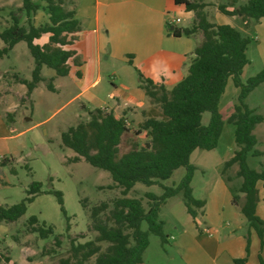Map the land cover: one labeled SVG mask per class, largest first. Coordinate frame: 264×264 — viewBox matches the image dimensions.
<instances>
[{
    "label": "trees",
    "instance_id": "1",
    "mask_svg": "<svg viewBox=\"0 0 264 264\" xmlns=\"http://www.w3.org/2000/svg\"><path fill=\"white\" fill-rule=\"evenodd\" d=\"M43 1L42 6L33 0H21V6L17 10L24 11L26 20L21 23L19 17L10 11L11 22L0 31V59L20 41L25 42L33 58L29 79L14 74L17 81L26 87L27 95L41 81L45 82L48 90L55 91L54 76L44 77L41 73L43 67L53 69L55 76H66L72 65L80 66L83 63L72 48L81 30L80 22L75 17L74 2ZM235 1L237 0L231 1V6ZM175 3L184 4L187 11H193L194 21L190 27H173L169 30L170 33L174 36H189L201 31L203 40L192 52L187 74L170 89L145 78L137 70L140 87L153 102L159 104L161 110L160 118L148 116L135 130V134L145 133V142L140 144L134 141L130 149L120 153L121 139L129 131L126 119L123 116L116 117L112 111L102 108L93 109L87 120L68 126L60 133L62 146L75 153L72 161L83 158L90 165L108 171L113 185L120 188L121 196L113 200L112 208L104 218L101 214L108 209L109 203L100 201L92 205L89 210V228L97 234L93 239L83 242L70 238L68 255L53 264H87L93 256L95 264H142L149 234H157L162 241L165 240L164 223L159 218V210L168 197L178 192H182L187 212L193 218L196 217L194 207L201 208L204 200L192 195L190 182L195 168L190 163V155L197 148L211 150L217 146L223 127L219 101L229 78L239 88L238 104L227 118V122L234 125L236 148L224 161L221 173L233 164L237 165L235 174L241 178V183L237 190L230 189L231 202L239 206L248 228L257 233L261 240L260 246H264V222L255 212L259 200L256 182L264 181V169H253L247 163L249 153L252 156L262 154L254 149L256 137L253 129L263 117L244 103L249 92L264 82V67L243 82L240 76L245 65L249 63L246 51L251 39L230 24L209 20L205 11L206 4L201 0H175ZM40 8L48 14V21L36 26L31 15ZM217 9L226 15L240 16L245 27L252 20L264 18V0H246L245 3L231 8L218 4ZM43 35H47V41L40 44L37 40ZM76 76L79 77L80 72L76 71ZM205 112L209 113L207 123L202 121ZM8 162V158H3L0 164L6 165ZM179 167L185 168L181 180L174 186L162 185L161 180L169 178ZM229 179L227 177L226 180ZM136 183L146 186L159 184L163 193L156 195L146 192L148 207L145 208L141 198L127 196ZM43 192L41 183L32 181L21 201L7 206L0 205V223L16 221L25 213L27 203ZM236 192L242 193V201ZM53 194L60 211L66 217L69 229V216L63 206L62 193L53 190ZM142 222L147 225L145 230L141 228ZM26 226L31 233H37L40 239L53 236L52 245L42 249L43 255L57 252L62 241L60 235L54 234L51 225L39 221L36 215H31ZM99 242L107 243L103 250ZM248 250L249 246L246 247V253ZM246 259V255L235 258L233 264H244ZM259 262L264 264L261 256ZM10 263L11 256L0 249V264Z\"/></svg>",
    "mask_w": 264,
    "mask_h": 264
},
{
    "label": "rangeland",
    "instance_id": "2",
    "mask_svg": "<svg viewBox=\"0 0 264 264\" xmlns=\"http://www.w3.org/2000/svg\"><path fill=\"white\" fill-rule=\"evenodd\" d=\"M34 1L44 2L43 0ZM201 1L206 4L205 10H207L209 20L220 24H230L242 35L251 39L246 51L249 63L245 65L240 76L245 82L247 78L255 75L264 67V18L258 21L252 20L245 27L240 16L223 14L218 11L217 5L237 7L246 0H237L233 6L230 4L232 0ZM20 3L21 0H0V28L6 27L11 22L10 11L21 18V11L17 10V5ZM172 15L183 19L177 25H189L181 15L177 13ZM43 40L47 41V38L44 37ZM30 60L33 65V58L24 41L18 42L8 55L0 60V94L10 93L11 96H15L13 103L8 102L4 105L0 102V161L3 158L9 159L8 164H0V205L7 206L21 201L26 196V190L32 181L40 182L41 190L44 192L36 195L32 202L27 203L25 213L16 221L0 223V249L11 256L10 264H53L59 258L68 255L70 238L83 242L93 239L97 234L89 228L90 207L100 201H107L109 207L105 213L101 214L104 218L108 210L112 208L113 200L120 197L121 193L120 188L113 185L108 171L90 165L83 158L79 161H72L74 151L62 146L61 131L81 120L88 119V109L83 107L84 105H88L91 109V105L85 98L77 94L81 87L76 81L74 72L67 76H56L53 79V84L56 86L55 91L48 90L45 82L41 81L31 95L25 93L23 96L22 89H20L21 83L17 81L14 74L20 78H30L31 71H29L28 63ZM105 63L103 62V65ZM123 66L126 64L118 60L113 64L111 61L106 63V67L110 68L105 74L106 79L114 82L115 74L112 70L121 73V76L124 75ZM41 73L48 78L54 74V70L43 67ZM137 79L138 75L135 73V80ZM238 93L239 88L235 87L229 78L219 101L223 127L217 146L211 150L197 148L190 155V163L195 168L190 182L192 195L194 198L204 200V205L205 200L207 201V206L203 205L204 215L206 213L208 218L212 219L211 221L219 223L218 228L225 227L222 231L224 239H227L226 236L230 231L239 234V226L248 228L244 216L241 224L232 213L235 206L234 210L242 216L239 206L233 204L231 199L229 201L227 199L230 196L227 189L237 190L240 185L241 179L237 178L236 171L233 170V167L236 168L237 165L221 173L224 161L233 154L236 148L234 125L227 122V118L234 111V106L238 104ZM101 94L105 95L106 92L103 91ZM146 100L144 105L137 107L126 117L129 131L121 139L120 153L130 149L134 141L140 144L145 142L147 137L144 132L139 134L134 132L146 117H161L159 104L149 97H146ZM244 103L263 117V120L253 129L256 137L254 149L261 151L262 154L252 156L249 153L247 155L248 165L253 169L262 170L264 169V82L249 92ZM208 118L209 113H203V123H207ZM184 173L185 168L179 167L169 178L161 180V184L174 186L181 180ZM227 177L230 179L226 180ZM222 186L223 188L227 186V189L222 193L225 205L221 212V203L214 202V195L217 194L221 199V192L218 189ZM53 190H59L62 193L63 206L69 216V229H67L66 217L60 211ZM146 192L160 195L163 193V188L159 184L146 186L136 183L127 196L141 198L143 206L147 208ZM236 193L242 201V193ZM194 209L195 218L187 212L182 192L165 200L159 210V218L164 223L165 240L162 241L157 234H149L148 245L142 255V264H188L191 256L196 257L193 250L199 241V236L208 235L204 230L217 235L214 231L215 226H208L204 222L203 209L196 207ZM31 215H36L39 221H45L46 224L51 225L54 234L60 235L61 246L55 254L43 255L42 252L44 247L48 248L52 245V235L40 239L37 233L28 231L26 221ZM146 226L145 222L141 223L143 230ZM244 237L247 247L251 244V237L248 233ZM257 237L259 238L258 235ZM259 243L261 244L260 238ZM99 244L102 250L107 245L106 242H99ZM87 264H95L94 256Z\"/></svg>",
    "mask_w": 264,
    "mask_h": 264
},
{
    "label": "crops",
    "instance_id": "3",
    "mask_svg": "<svg viewBox=\"0 0 264 264\" xmlns=\"http://www.w3.org/2000/svg\"><path fill=\"white\" fill-rule=\"evenodd\" d=\"M72 1L74 2L75 17L81 25L78 38L72 48L76 50L83 63L80 66L72 65L68 75L72 72L75 75L76 71L80 72L79 77L75 76L81 87L77 94L83 96L91 105V109L88 105L83 106L88 109V115L93 109L102 108L106 111H112L116 117L123 116L126 119L134 109L144 105L147 101L146 97H148L143 88L140 87L139 79L135 80L137 70L145 78L170 89L187 74L188 66L193 57L192 52L203 40L201 31H196L189 36H174L170 33L169 30L173 27H190L194 21L193 11H187L184 4L175 3V0ZM34 2L44 5V2L41 1ZM17 6L20 7L21 3ZM205 11L207 12V10ZM176 13L187 20L189 25H177L183 19L172 15ZM31 19L36 26L44 24L48 21V14L40 8L31 15ZM19 20L21 23L26 20L24 11H21ZM3 28L5 27H1L0 31ZM44 37L47 38V35L41 36L37 42L40 44L46 42L43 40ZM117 60L126 64L122 68L124 75L121 76V73L112 70L115 74V80L110 82L105 77L110 69L106 67V63L111 61L113 64ZM103 62L106 63L103 65ZM28 63L29 71H31L33 68L31 60ZM51 76L56 77L55 74ZM24 87L21 84L22 95L26 93V87ZM54 87L56 89L55 85ZM103 91L106 92L105 95L101 94ZM14 97L10 93L7 95L0 94V102L4 105H7L8 102L13 103ZM109 101L111 103H108ZM233 170L237 171V166L236 168L233 167ZM256 187L259 200L256 203L255 212L264 222V181L258 180ZM225 189L227 186L218 189L221 196ZM227 191L230 195L227 197L229 201L231 193H229V189ZM214 199L215 203H221L222 212L225 205L224 194L221 199L216 194ZM204 206H207L206 200ZM204 206L201 207L204 222L208 226H215L214 231L217 235L204 230L208 235L199 236V241L193 250L196 257L191 256L188 264H233L235 258H241L245 255L247 259L244 264H260L259 256L264 260V246H260L259 238L253 229L239 226V234L230 231L226 236L227 239H224L225 237L222 238V231L225 227L218 228L219 223L211 221L212 219H209L206 213L204 215ZM234 209L231 208L232 213L237 221L242 224L243 214L240 216ZM247 233L251 237L248 253H246L244 237Z\"/></svg>",
    "mask_w": 264,
    "mask_h": 264
},
{
    "label": "built area",
    "instance_id": "4",
    "mask_svg": "<svg viewBox=\"0 0 264 264\" xmlns=\"http://www.w3.org/2000/svg\"><path fill=\"white\" fill-rule=\"evenodd\" d=\"M178 20V19H177Z\"/></svg>",
    "mask_w": 264,
    "mask_h": 264
}]
</instances>
